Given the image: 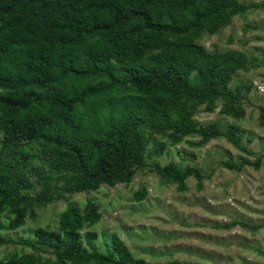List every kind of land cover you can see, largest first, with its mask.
Segmentation results:
<instances>
[{"label":"trees","instance_id":"obj_1","mask_svg":"<svg viewBox=\"0 0 264 264\" xmlns=\"http://www.w3.org/2000/svg\"><path fill=\"white\" fill-rule=\"evenodd\" d=\"M255 8L264 3L0 0V230L23 228L37 219L38 208L57 201L130 184L149 166L153 134L172 145L195 136L194 146L227 138L251 154L240 125L223 130L218 122L197 123L195 115L200 107L214 113L221 102L223 114L245 118L253 85L231 84L249 67L246 53L212 52L201 40ZM258 120L264 129V105ZM163 151L160 144L156 152ZM250 164L258 169L262 159L225 165L241 171ZM154 171L180 192L187 191V178H203L174 163L156 164ZM145 197L136 193V200ZM102 216L92 202L70 204L56 229L37 228L32 239L0 232V248H23L1 256L0 264H150L117 234L91 231Z\"/></svg>","mask_w":264,"mask_h":264},{"label":"rangeland","instance_id":"obj_2","mask_svg":"<svg viewBox=\"0 0 264 264\" xmlns=\"http://www.w3.org/2000/svg\"><path fill=\"white\" fill-rule=\"evenodd\" d=\"M245 4H262L264 0H239ZM209 51L242 50L248 68L235 75L232 87L252 84L249 100L245 101V118L240 121L220 110L214 113L200 107L195 119L201 125L218 122L223 130L237 123L244 130L240 150L227 138L211 140L204 146L193 145L200 137H191L172 145L161 134H153L148 145L149 166L138 170L130 184L114 187L103 185L99 190L77 194L70 201H57L37 209V219L28 218L26 225L15 231L0 230L7 238H34L37 228L56 229L63 211L70 204L85 207L92 202L100 207L101 222L91 231L117 234L138 258L150 264H168L178 260L194 264H264V129L259 124L260 107L264 105V9H250L234 17L231 25L201 40ZM151 135L147 132V137ZM252 138V141H249ZM1 139V134H0ZM164 144L163 153H157ZM252 163L262 159L260 168L245 165L241 171L225 164ZM174 163L181 169L194 168L202 180L187 178V191L163 181L154 171L156 164ZM202 188L199 189V181ZM146 197L136 200L137 192ZM0 217V223H3ZM219 225L234 224L230 230ZM101 239L97 241L100 243ZM22 251L18 244L0 248V257ZM25 252H29L28 249Z\"/></svg>","mask_w":264,"mask_h":264}]
</instances>
